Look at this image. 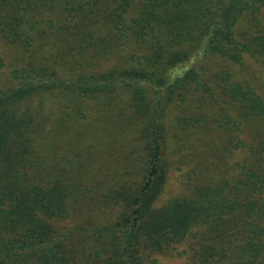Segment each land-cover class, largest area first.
<instances>
[{
  "label": "trees",
  "instance_id": "obj_1",
  "mask_svg": "<svg viewBox=\"0 0 264 264\" xmlns=\"http://www.w3.org/2000/svg\"><path fill=\"white\" fill-rule=\"evenodd\" d=\"M54 7L73 11L72 35H87L99 51L127 40L149 46L90 74L61 75L27 58L13 71L16 83L0 89V264H144L180 244H187L179 254L189 264H264V138L251 140L264 137V97L247 83L226 75L216 84L252 137L238 135L243 161L228 177L199 178L162 199L169 105L184 102L193 86L216 102L204 78L212 55L233 63L248 55L264 65V0H0L1 39L34 53L33 35ZM39 94L67 99L79 111L86 101L103 98L109 107L121 99L122 125L132 129L140 154L101 193L100 207L116 211L111 221L52 223L71 215L79 188L64 169L43 166L51 113L27 102ZM207 118L195 117L190 126L204 127Z\"/></svg>",
  "mask_w": 264,
  "mask_h": 264
},
{
  "label": "rangeland",
  "instance_id": "obj_2",
  "mask_svg": "<svg viewBox=\"0 0 264 264\" xmlns=\"http://www.w3.org/2000/svg\"><path fill=\"white\" fill-rule=\"evenodd\" d=\"M44 13L49 17L42 18L39 31L33 35L38 38L34 53L0 37V89L16 83L13 71L22 68L27 58L34 59L36 56L35 63L40 67L45 65L61 75L90 74L118 63L124 64L130 54L140 56L149 46L142 40L138 43L127 40L115 51H99L100 46L95 40H89L87 35H83L81 40L72 35L75 32L73 11L67 9L63 12L54 7L51 12ZM47 19L52 21V25L46 23ZM244 26L242 21L237 28ZM91 32L95 34L96 30L93 28ZM226 75L232 81L247 83L264 97V65L261 62L248 55L242 63H233L219 55L208 57L204 78L216 102L211 103L206 95H198L193 86V92L188 93L187 99L179 102V98L176 103H171L165 114V156L169 172L162 199L179 193L198 180L203 181L199 178L228 177L247 154L245 149L239 150L235 146L238 135L242 140L252 138L250 132L241 128L245 123L243 114L236 105L223 99L216 89V84ZM54 98L39 94L27 101L42 115L51 113L46 122L50 131L43 138V148L49 158L43 166H53L59 171L64 169L75 188H79V198L71 215L52 220V223L58 228L86 220L107 223L114 218L116 211L100 207L98 200L101 193L105 185L124 174L125 167L140 154L132 129L122 125L125 114L118 110L122 101L115 97L109 107L104 105L103 98L86 101L79 111L67 99L58 102ZM40 103H44L42 107ZM204 114H208V125L190 126L195 117L202 118ZM241 130L243 133H240ZM262 138L251 140L257 144ZM186 245L157 252L144 264H189L187 255L179 254Z\"/></svg>",
  "mask_w": 264,
  "mask_h": 264
}]
</instances>
